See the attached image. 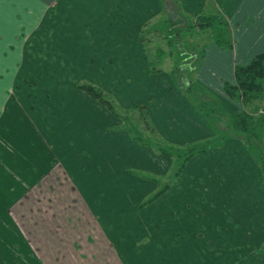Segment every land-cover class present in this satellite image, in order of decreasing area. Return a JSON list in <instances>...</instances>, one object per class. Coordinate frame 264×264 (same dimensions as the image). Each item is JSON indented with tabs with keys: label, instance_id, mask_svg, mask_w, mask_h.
Wrapping results in <instances>:
<instances>
[{
	"label": "rangeland",
	"instance_id": "rangeland-1",
	"mask_svg": "<svg viewBox=\"0 0 264 264\" xmlns=\"http://www.w3.org/2000/svg\"><path fill=\"white\" fill-rule=\"evenodd\" d=\"M215 1L205 0L203 6L200 5L201 8H189L188 10H192L195 15H188L195 17L202 9L210 12L219 11L222 14L217 8L220 4L224 5V0L220 3V0H217V3ZM37 4L35 1L30 4L31 7L21 8L10 0H0V146L12 156L6 171L15 170L14 180L20 181L17 174L22 173V170L26 171L22 168L25 166L30 168L32 164L26 159L29 156H36L33 148L46 149L42 152L43 156L40 154L41 158L38 162L46 176L35 183L31 182L30 187L24 192L35 194L46 192L53 195L50 197L51 200L44 201L45 208L59 206L67 211L75 210L71 214L73 218L80 214L78 210L84 208L94 215V232L88 233L92 235V241L89 244L86 242L82 244L85 258H80V261H83L80 262L81 264H123V260L130 264H149L146 259L136 260L131 254L129 239V236L141 235L142 245H146L148 244L146 234L149 232H154L152 239L157 240L155 248H144L138 254L144 256L154 251L156 258L152 264H183L186 260L183 258L187 256H189V264H198V254L201 249L191 247L193 241L205 240L208 248V245L213 244L214 239L230 240L228 234H217L225 223L224 219L228 217H221V223L216 217V214L223 216L228 213V195L223 194L221 198L220 194L211 190L214 188L213 184H209V187L205 185L194 187L196 194L192 193V187L191 191L187 189L188 186L183 188L180 184L183 179L180 176L185 167L174 178L175 159L163 156L148 145L135 141L127 129V127L137 129L145 136H141L140 139L148 142L150 136L145 132L142 123L146 118L161 139L170 143L151 119L150 111L153 110V106L150 110L148 107L154 102L153 97L147 94L145 98L150 96L147 102L138 100L124 106L113 91H108L97 83L96 73L93 75L86 70L89 62L99 59L98 56L103 57V38L107 39L108 35L113 36L118 32L124 34L127 30L123 26L111 24L59 23L60 21L56 19L59 12L55 10L53 3L44 8ZM221 9L227 12L230 10L228 6ZM161 12L162 6L157 14L145 21L149 24L143 29L144 38L148 42V53L143 51L141 44L142 52L147 57L144 73L146 75L164 73L171 80L169 71L175 68V60L177 67L180 68L195 64L200 46L208 43L207 32L197 27L182 35L183 45L179 50L188 62L182 65V59L177 58L175 52L166 46L163 32L165 26L159 24L163 19ZM82 20L86 21V19ZM143 24L138 26L137 33ZM159 49L165 52L162 71L146 73L149 58L159 53ZM25 79L30 80L33 86L26 85ZM81 82L92 83L109 93L116 103L115 111L124 114L128 123L112 115L93 98L79 91L76 85ZM199 94L202 92L199 91ZM181 95L192 106L188 98L182 93ZM138 104H144L146 112L128 110ZM252 107L261 113L264 110V105L258 101H255ZM103 111L116 119L115 126L110 124L107 127ZM165 125L162 122V130H165ZM79 131L84 133L78 134ZM119 133L127 136L123 142L121 138V140L116 139ZM81 138L83 141L78 142ZM91 143L94 145L93 150L90 147ZM61 145L64 147L61 148ZM99 145L108 146L109 152L104 151L105 155L102 156L103 152ZM28 146L20 159L21 147ZM76 146L81 165L79 173L83 175L84 180L93 183L88 188L84 181L78 180L73 175L72 152ZM62 151L64 155L67 154V158ZM262 152L264 154V151ZM0 161H4L2 153H0ZM36 167L33 166L34 170ZM171 177L173 179L169 182ZM15 184L9 185V188L17 192L18 186L15 189ZM161 190L162 193L153 199L152 195ZM1 191L0 182V193ZM86 192L93 193V199L85 200L83 194ZM68 193H78L79 196L67 197L65 194ZM118 194H122L123 197L120 198L123 200L118 201ZM54 197H57L56 200L53 199ZM118 203L124 204V208L128 209L126 215L122 216L118 213ZM35 207L37 208V202ZM11 208L12 206L6 205L5 195H0V209L11 210ZM102 208L105 209L106 214H110L103 219V221L110 220L107 224V227L109 226L107 234L102 233L100 226L96 227L100 225L98 220H102V217L93 212ZM129 208L133 211L131 215L128 213ZM122 219L125 223L120 227L117 222ZM136 220L140 222L137 223ZM227 223L232 224L230 217L226 220L225 224ZM88 224L90 225L91 222L89 221ZM188 229L191 232H187ZM88 231L90 230L87 229ZM216 235L220 238L215 237ZM239 237L258 241L264 239V233L262 236L261 233L254 231L252 236L239 235ZM71 244L72 242L69 246ZM213 253L214 250H204V255H213Z\"/></svg>",
	"mask_w": 264,
	"mask_h": 264
},
{
	"label": "crops",
	"instance_id": "crops-1",
	"mask_svg": "<svg viewBox=\"0 0 264 264\" xmlns=\"http://www.w3.org/2000/svg\"><path fill=\"white\" fill-rule=\"evenodd\" d=\"M10 1L21 8L31 7L30 4L35 1L42 8L53 3L55 10L57 9L59 12V16L56 17L60 21L59 23L111 24L125 27L127 31L124 34L118 32L113 36L108 35L107 39L103 38V57L98 56L99 59L89 62L86 70L93 75L96 73L97 83L108 91H113L124 106L133 104L138 100L147 102L148 98L152 96L154 102L148 107L150 110V107L153 106V110L150 111L151 119L170 143L183 145L214 135L207 122L198 115L181 95V92L174 88L169 76L164 73L156 75L144 73V69L147 67V57L142 52L137 28L159 12L161 9L160 0ZM204 1L180 0V3L185 13L195 15L192 10L188 9L201 8ZM223 3L224 5L220 4L217 9L222 12L229 24L233 47L221 49L209 43L205 48L195 78L198 84L220 99L222 106L228 113L242 112L249 116L250 113H247L240 102L233 101L226 96L223 90V82L234 84V68L247 65L252 57L258 54L257 52L264 51V0H224ZM226 6L230 9L228 12L221 9V7ZM82 19H86V21ZM147 94L150 96L145 98ZM103 114L106 118L107 127L110 124V126L116 125V119L108 112L103 111ZM161 121L166 124L165 130L161 129ZM77 133L83 134L84 132L79 131ZM126 137L124 133H119L116 139H122L123 142ZM81 141H83L82 138L78 140V142ZM92 143L91 150L94 149ZM77 146L72 152L73 175L78 180L84 181L88 188L93 183L84 180L83 175L79 173L81 165ZM63 147L64 145H61V148ZM96 147L100 151L99 147ZM28 148L29 146L27 148L21 147L20 159ZM33 149L36 156H29L26 159L32 163L30 168L28 166L23 167L22 169H26V171L21 169L22 173L17 174L21 180L15 181V170L13 172L6 171L12 156L4 147L0 146V153L3 154L4 158V161H0V182L2 183L0 195H5L6 205L12 206L11 210L0 209V264H81L80 262L83 261H80V258H85L82 244L83 242L89 244L92 241V235L88 233L93 234L94 232V215L84 208L78 210L80 214L73 218L71 214L75 210L67 211L59 206L45 208L44 201L51 200L50 197L53 195L46 192H38L37 194L24 192L30 187L31 182L35 183L46 176L45 171L38 165L41 158L40 154L46 149L44 147L39 149L34 147ZM100 149L103 152L102 156L105 155L104 151L109 152V147L106 145L100 146ZM64 156L68 157L67 154ZM34 165L37 166L36 170L33 168ZM10 169L12 170L11 167ZM180 177L183 179L180 183L182 187L188 186L187 189L190 191L192 187L193 194L197 193L194 187L202 185L209 187V184H213L214 188L211 190L220 194L221 198L223 194L228 195V213L223 216L216 214V217L219 223L222 222L221 217H230L232 224H225L228 218L224 219L223 222L225 223L219 232L217 233L215 230V233L219 235L228 234L230 240L214 239L213 244L208 245V248L205 240L193 241L191 247L201 249L200 255L198 254V264H264V251L262 250L264 239L253 241L239 237V235L252 236L254 231L261 233L262 236L264 233L262 173L245 145L238 139L229 138L222 146L193 157L183 169ZM14 183H16L15 189L18 186L17 192L11 191L9 188V185H14ZM65 195L71 198L79 196L78 193ZM83 197L89 201L93 199V193L86 192ZM120 197H123L122 194L117 195L118 201L123 200ZM56 198L53 199L56 200ZM35 202H37V208ZM118 206V213L122 216L126 215L128 209L124 208L125 205L118 203ZM91 211L93 210L91 209ZM93 212L102 217V220H98L100 225H96V227L100 226L102 233L107 234L109 227L107 224L110 223V220L103 221V219L109 217L110 214H106L103 208ZM132 212L129 208L128 213L131 215ZM77 217L80 219L76 220ZM89 221L91 222L90 225L88 224ZM135 222L139 223L140 221L136 220ZM124 223L123 219L117 222L120 227ZM87 229L90 231L87 232ZM177 232L179 233V230ZM187 232H191L190 229ZM152 235L154 232L146 234L148 236V244L146 245H142L141 235L129 236L131 254L136 260L146 259L149 264L154 262L156 258L154 251L144 256L138 254L144 248H155L157 240H153ZM215 237L219 236L216 235ZM70 242H72L71 246H69ZM205 249L214 250L213 255H204ZM188 257L183 258L186 259L183 264L186 262L189 264ZM150 259L153 261L150 262ZM168 261L172 262L171 260ZM122 262L123 264H130L124 260Z\"/></svg>",
	"mask_w": 264,
	"mask_h": 264
},
{
	"label": "trees",
	"instance_id": "trees-1",
	"mask_svg": "<svg viewBox=\"0 0 264 264\" xmlns=\"http://www.w3.org/2000/svg\"><path fill=\"white\" fill-rule=\"evenodd\" d=\"M162 6L161 17L163 18L160 25H164L163 32L164 39L167 42V47L175 52L177 58L182 59V65L187 61L184 54H180V46H182V35L190 32L197 27L204 29L207 32V44L200 46V51L193 66L177 67V60H175V68L169 71V75L176 89L188 98L197 113L209 124L214 135L212 137L187 143L184 145L170 144L161 139L154 127L146 118L143 119L145 132H148L150 140L148 142L142 141V133L134 128L127 127L129 134L133 139L143 145H148L157 153L175 159V174L177 177L186 163L198 154L204 153L210 149L217 148L229 139L240 140L248 152L253 157L255 163L259 166L262 173V181L264 184V110L262 113L256 108L255 101L264 105V51L252 57L251 61L245 66H236L234 68L235 83L223 82V90L226 96L233 100L240 102L247 113L252 114L248 116L242 112L228 113L222 106L221 101L211 91L204 88L196 82L195 74L201 65L205 48L209 43L216 45L221 49H231L233 41L230 37L229 24L225 17L219 12H210L202 9L198 15L191 17L186 14L181 7L180 0H160ZM195 21V22H193ZM148 22L143 24L139 29V41L143 44V51L148 53V42L144 38L143 29L148 26ZM229 36V39H228ZM154 57L149 58L148 68L146 73H156L162 71V62L165 52L158 50ZM179 68V69H177ZM24 83L28 86H33L30 80L25 79ZM76 88L93 98L104 108H106L112 115L119 117L128 123L124 114H119L115 111L116 103L111 95L105 92L100 87H97L89 82H81L76 85ZM197 89V90H196ZM198 91V93L196 92ZM202 92V94H199ZM205 95V96H202ZM129 111L146 112L144 104L133 106ZM125 112V111H124ZM126 128V127H125ZM172 177L169 182L172 181ZM168 185L165 187L167 189ZM162 193V190L153 194L154 199ZM264 251V243L262 244Z\"/></svg>",
	"mask_w": 264,
	"mask_h": 264
}]
</instances>
